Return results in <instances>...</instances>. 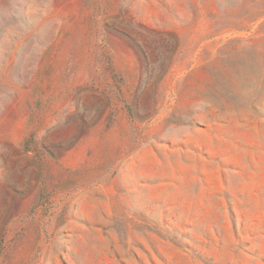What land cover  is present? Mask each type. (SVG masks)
Returning <instances> with one entry per match:
<instances>
[{"label":"rangeland","instance_id":"374dc122","mask_svg":"<svg viewBox=\"0 0 264 264\" xmlns=\"http://www.w3.org/2000/svg\"><path fill=\"white\" fill-rule=\"evenodd\" d=\"M0 264H264V0H0Z\"/></svg>","mask_w":264,"mask_h":264}]
</instances>
